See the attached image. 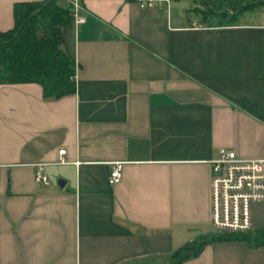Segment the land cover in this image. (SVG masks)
Masks as SVG:
<instances>
[{
	"label": "crops",
	"instance_id": "obj_1",
	"mask_svg": "<svg viewBox=\"0 0 264 264\" xmlns=\"http://www.w3.org/2000/svg\"><path fill=\"white\" fill-rule=\"evenodd\" d=\"M23 1L0 0V30ZM81 4L60 26L74 92L0 83V264H264V201L247 238L210 222L219 147L264 157V0Z\"/></svg>",
	"mask_w": 264,
	"mask_h": 264
},
{
	"label": "trees",
	"instance_id": "obj_2",
	"mask_svg": "<svg viewBox=\"0 0 264 264\" xmlns=\"http://www.w3.org/2000/svg\"><path fill=\"white\" fill-rule=\"evenodd\" d=\"M217 2L208 5L216 10ZM251 6H240L237 13ZM15 26L0 30V83L39 82L47 97H59L75 90L76 61L65 49L60 26L69 20L68 6L58 0L23 1L15 5ZM247 232H216L211 239L247 238ZM198 239L190 246L198 252L206 243ZM183 248L174 260L186 255Z\"/></svg>",
	"mask_w": 264,
	"mask_h": 264
},
{
	"label": "built area",
	"instance_id": "obj_3",
	"mask_svg": "<svg viewBox=\"0 0 264 264\" xmlns=\"http://www.w3.org/2000/svg\"><path fill=\"white\" fill-rule=\"evenodd\" d=\"M68 1L76 21H83L81 0ZM140 1L142 5L151 6L157 0ZM65 154V148L58 149L56 162H67ZM122 164L120 160L111 161L108 174L110 184L120 180ZM210 164L211 224L216 232H247L252 225V203L264 201V157H241L232 149L219 147L217 157L211 159ZM36 176L39 180L49 182L41 165Z\"/></svg>",
	"mask_w": 264,
	"mask_h": 264
},
{
	"label": "water",
	"instance_id": "obj_4",
	"mask_svg": "<svg viewBox=\"0 0 264 264\" xmlns=\"http://www.w3.org/2000/svg\"><path fill=\"white\" fill-rule=\"evenodd\" d=\"M59 182H60L61 185L64 183V181H62V180H60Z\"/></svg>",
	"mask_w": 264,
	"mask_h": 264
}]
</instances>
